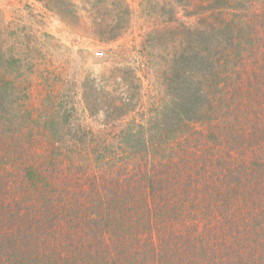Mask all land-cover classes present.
<instances>
[{
    "label": "trees",
    "instance_id": "1",
    "mask_svg": "<svg viewBox=\"0 0 264 264\" xmlns=\"http://www.w3.org/2000/svg\"><path fill=\"white\" fill-rule=\"evenodd\" d=\"M263 15L253 17L249 32ZM255 41L248 39L245 47L248 54L257 48L258 57L261 46ZM181 53L165 58L170 71L185 66L188 55ZM257 64L246 69L248 80L228 73L229 82L201 87L198 99L190 92L181 96L187 107L182 126L153 120L161 115L143 120L144 153L131 155L118 133L96 147L85 130L70 131L69 142L52 143L26 108L28 94L21 96L16 82L0 73V264H264V192L242 188L257 169L264 181V150L255 149L246 164L235 159L236 175L230 171L232 155L229 160L222 155L236 128L245 131L250 123L251 90L261 95L253 104L264 108V61ZM196 114L206 126L203 137L213 135L218 143L190 139L195 128L189 121ZM89 146L94 153L82 156ZM70 160L78 172H67ZM129 166L144 190L131 188ZM10 212L15 221H2Z\"/></svg>",
    "mask_w": 264,
    "mask_h": 264
},
{
    "label": "rangeland",
    "instance_id": "2",
    "mask_svg": "<svg viewBox=\"0 0 264 264\" xmlns=\"http://www.w3.org/2000/svg\"><path fill=\"white\" fill-rule=\"evenodd\" d=\"M263 11L264 0H0V73L16 82L21 96L28 94L26 108L32 109L36 128L52 143L62 138L69 142L70 131L78 135L85 130L88 139H96L91 145L96 147L98 140L118 133L127 153H144L140 142L146 134L140 123L161 115L153 120L182 126L187 107L181 96L190 92L198 99L201 87L229 82L228 73L233 80H248V66H260L264 15L250 32L248 24ZM250 38L261 46L258 57L257 48L247 53L245 42ZM183 51L188 55L185 66L170 71L168 54L177 59ZM249 78L257 83L253 75ZM249 94L248 109L254 108L253 116L260 114L262 119L246 117L247 129L236 128L222 153L224 160L234 158L232 175L238 174L236 160L246 164L255 149L264 150V108L253 104L261 95L254 90ZM191 119L186 123L195 128L189 135L194 143H218L213 135L203 137L206 126L197 114ZM91 147L82 156H91ZM57 151L56 161L61 157ZM75 164L70 160L67 172H78ZM129 168L135 185L131 188L144 190ZM261 179L257 169L250 185L242 188L264 192ZM15 219L13 212L2 216L6 223ZM187 222H194V217Z\"/></svg>",
    "mask_w": 264,
    "mask_h": 264
}]
</instances>
